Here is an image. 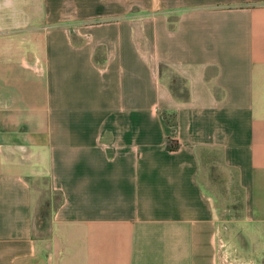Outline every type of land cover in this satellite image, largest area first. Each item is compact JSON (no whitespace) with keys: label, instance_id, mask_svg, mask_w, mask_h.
<instances>
[{"label":"crops","instance_id":"crops-1","mask_svg":"<svg viewBox=\"0 0 264 264\" xmlns=\"http://www.w3.org/2000/svg\"><path fill=\"white\" fill-rule=\"evenodd\" d=\"M0 264H264V0H0Z\"/></svg>","mask_w":264,"mask_h":264},{"label":"rangeland","instance_id":"rangeland-1","mask_svg":"<svg viewBox=\"0 0 264 264\" xmlns=\"http://www.w3.org/2000/svg\"><path fill=\"white\" fill-rule=\"evenodd\" d=\"M214 187H216V195H218L219 198L216 202L221 210V214L224 216L229 215L231 217L237 216L242 207V197L238 188L233 183L223 186L215 185ZM56 202L57 201H55V203ZM42 208H44L43 204L40 206V209L43 212L44 209Z\"/></svg>","mask_w":264,"mask_h":264},{"label":"trees","instance_id":"trees-1","mask_svg":"<svg viewBox=\"0 0 264 264\" xmlns=\"http://www.w3.org/2000/svg\"><path fill=\"white\" fill-rule=\"evenodd\" d=\"M177 148H178L177 143H174V144H171V146H168V150H170V151H176Z\"/></svg>","mask_w":264,"mask_h":264}]
</instances>
